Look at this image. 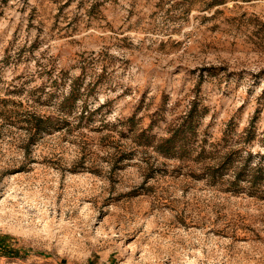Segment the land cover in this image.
<instances>
[{
    "label": "rangeland",
    "instance_id": "1",
    "mask_svg": "<svg viewBox=\"0 0 264 264\" xmlns=\"http://www.w3.org/2000/svg\"><path fill=\"white\" fill-rule=\"evenodd\" d=\"M0 235V264H264V0H0Z\"/></svg>",
    "mask_w": 264,
    "mask_h": 264
},
{
    "label": "trees",
    "instance_id": "2",
    "mask_svg": "<svg viewBox=\"0 0 264 264\" xmlns=\"http://www.w3.org/2000/svg\"><path fill=\"white\" fill-rule=\"evenodd\" d=\"M248 1H250V0H248ZM71 96L74 99L73 100V103H76L77 97L75 98V94L72 93ZM192 113H193V110L191 111L189 117L187 118L188 119V121H187V124H188L187 127H189V125H190V120H191ZM36 127H37V130H41L40 129V125H36ZM175 136H172V138L166 140L159 147L162 152H164V150H163L164 147H167V146L169 147V148H167V150L164 153H166L167 151H171L175 147V144H174ZM9 239H10L9 236H2V235H0V256L9 257V258L16 257V256H18L20 254V250H15L11 246V244L8 242ZM88 264H94V263L93 262H90Z\"/></svg>",
    "mask_w": 264,
    "mask_h": 264
}]
</instances>
